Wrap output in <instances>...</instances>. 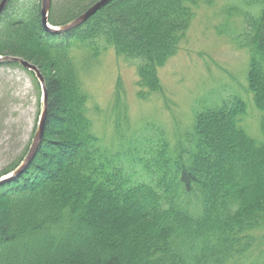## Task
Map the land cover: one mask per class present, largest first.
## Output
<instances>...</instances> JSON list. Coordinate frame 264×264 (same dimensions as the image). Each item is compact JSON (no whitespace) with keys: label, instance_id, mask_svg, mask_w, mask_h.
Wrapping results in <instances>:
<instances>
[{"label":"trees","instance_id":"1","mask_svg":"<svg viewBox=\"0 0 264 264\" xmlns=\"http://www.w3.org/2000/svg\"><path fill=\"white\" fill-rule=\"evenodd\" d=\"M95 1L51 13L50 23L65 24ZM213 1L112 0L62 34L43 26L40 0L9 1L0 55L41 69L48 114L31 162L0 185V264H264V137L257 142L241 126L245 101L209 103L174 146L161 130L110 151L93 130L75 64L80 49L94 57L112 47L135 65L146 99L162 90L159 69L195 9ZM242 2L239 44L249 52L248 89L264 135V0ZM121 100L118 92L119 140Z\"/></svg>","mask_w":264,"mask_h":264},{"label":"rangeland","instance_id":"2","mask_svg":"<svg viewBox=\"0 0 264 264\" xmlns=\"http://www.w3.org/2000/svg\"><path fill=\"white\" fill-rule=\"evenodd\" d=\"M79 1L86 5L89 0H51L50 14L58 17ZM240 8H245L242 0H214L196 8L178 51L159 69L162 90L146 99L138 96L135 65L117 57L112 47L94 57L87 49L77 51L75 64L89 95V116L100 145L110 151L126 150L130 141H138L135 138L140 133L153 138V133L163 130L174 146L191 127L197 112L230 96L245 101L241 126L261 142V112L248 89L249 52L239 44L246 28ZM118 92L122 97V140L117 138L113 107ZM42 109L43 91L35 73L1 62L0 172L24 160Z\"/></svg>","mask_w":264,"mask_h":264},{"label":"water","instance_id":"3","mask_svg":"<svg viewBox=\"0 0 264 264\" xmlns=\"http://www.w3.org/2000/svg\"><path fill=\"white\" fill-rule=\"evenodd\" d=\"M9 1L10 0L0 1V14L3 12V10L5 9ZM110 1L112 0H97L90 7H88L84 12H82L80 15L74 18L72 21L64 25H61V26H52L49 24V12H50V7H51V0H42V9H41L42 24L48 31L53 32V33H62V32L69 31L85 23L91 16H93L98 10H100ZM5 60L18 62L22 66H24L26 69L35 73L39 83L41 84L42 91H43V109L41 112L37 131L35 133V136L33 138V141L30 146L27 156L25 157L21 165L15 171L0 178V185L19 176L23 172V170L28 166V164L31 162L44 136L46 119H47V114H48V89L46 85V79L42 71L40 70V68L37 65L31 63L30 61L22 57H18V56L0 57V62L5 61Z\"/></svg>","mask_w":264,"mask_h":264}]
</instances>
